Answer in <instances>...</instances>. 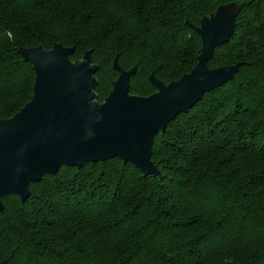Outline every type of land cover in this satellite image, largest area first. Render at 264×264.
Wrapping results in <instances>:
<instances>
[{"label":"trees","instance_id":"obj_1","mask_svg":"<svg viewBox=\"0 0 264 264\" xmlns=\"http://www.w3.org/2000/svg\"><path fill=\"white\" fill-rule=\"evenodd\" d=\"M230 3L234 33L208 66L239 72L154 137L159 174L118 158L61 166L30 184L42 198H1L0 264H264V0H0V119L32 95L19 48L74 47L71 61L92 50L98 102L117 58L136 67L130 94L147 97L150 74L167 85L195 67L187 23Z\"/></svg>","mask_w":264,"mask_h":264},{"label":"water","instance_id":"obj_2","mask_svg":"<svg viewBox=\"0 0 264 264\" xmlns=\"http://www.w3.org/2000/svg\"><path fill=\"white\" fill-rule=\"evenodd\" d=\"M240 10L230 3L203 17L198 26L187 23L201 43L195 67L167 85L150 74L155 92L147 97L130 94L136 67L124 70L117 58L112 63L117 78L98 102L92 50L71 61L74 47L19 48L18 54L32 67L34 82L30 100L11 118L0 119V212L1 198L13 195L25 202L30 184L55 175L61 166L81 169L118 158L143 177L157 176L151 160L154 137L239 72L240 63L216 69L208 63L216 48L232 37Z\"/></svg>","mask_w":264,"mask_h":264},{"label":"rangeland","instance_id":"obj_3","mask_svg":"<svg viewBox=\"0 0 264 264\" xmlns=\"http://www.w3.org/2000/svg\"><path fill=\"white\" fill-rule=\"evenodd\" d=\"M218 54L219 55H222L223 53L220 52ZM216 68H219V67H212L211 69H216ZM162 160H163V156L162 157H159L156 161H162ZM112 166H115L116 168H120V169L122 168L121 165H120V163H118V162H114ZM100 180H102V179H100V178L99 179H96V175H94V174L89 179L90 182H96V181H100ZM114 184H115V182H114ZM29 190H30L31 194L34 196V198H42L41 195H40V193H39V188H37V191L36 192L33 191L32 188H30V187H29Z\"/></svg>","mask_w":264,"mask_h":264}]
</instances>
